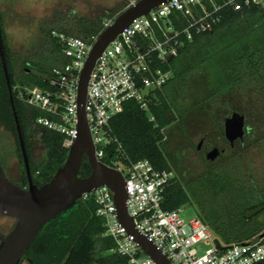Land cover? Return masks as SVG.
<instances>
[{
    "label": "trees",
    "instance_id": "1",
    "mask_svg": "<svg viewBox=\"0 0 264 264\" xmlns=\"http://www.w3.org/2000/svg\"><path fill=\"white\" fill-rule=\"evenodd\" d=\"M176 14L181 16L176 26H182V15ZM0 18L33 178L42 186L64 165L70 148L65 144L64 134L36 124L39 116L48 113L28 104L23 96L35 86L56 89L50 81L52 70L69 60L54 32L88 38L105 29L104 17L90 18L71 12L48 19L40 24L38 40L22 63L9 48L1 10ZM156 66L172 68L171 79L149 94V109L142 108L136 100L126 102L124 112L112 120V126L132 160L147 158L158 169L176 170L166 155V131L177 119V113L183 117L188 110L183 99L194 79L202 77L208 88L206 94L209 96L200 100V108L213 107L240 94L244 103L253 105L256 113L264 109V9L252 6L238 12L226 7L222 22L213 31L196 34L194 39L185 42L179 55L169 64L157 61ZM0 128L14 136L23 181L28 184L1 52ZM37 149L44 152L40 159L36 156ZM114 151L115 145H111L106 162ZM92 170L85 156L79 175L87 177ZM226 183L230 181L222 183L214 170L189 181L177 176L167 189L163 205L168 209L194 206L197 215L226 247L234 242L252 240L264 231L263 213L250 211L252 201L247 190ZM96 209L94 198H81L72 208L48 222L28 251L32 264H130L127 257L110 252L115 242L104 236V220L97 215ZM258 264H264V260Z\"/></svg>",
    "mask_w": 264,
    "mask_h": 264
},
{
    "label": "built area",
    "instance_id": "2",
    "mask_svg": "<svg viewBox=\"0 0 264 264\" xmlns=\"http://www.w3.org/2000/svg\"><path fill=\"white\" fill-rule=\"evenodd\" d=\"M228 6L238 12L252 6L264 9V0H168L135 19L106 47L88 86L86 111L96 157L124 174L127 207L136 228L173 264H258L264 260V238L255 244L253 238L226 247L200 216L187 219L182 214L183 207L165 208L166 192L176 178L175 170L158 169L147 158L132 160L116 135L112 120L124 112L129 100L149 109V94L162 88L173 75L172 68L156 66V62L169 64L187 40L213 31L222 22L223 11ZM177 12L184 21L179 27L176 23L181 16ZM112 22H104L105 28ZM101 33L83 38L54 32L69 60L52 70L50 81L56 89L35 86L23 96L28 104L48 113L39 116L36 124L64 134L69 148L79 134L81 74ZM151 120H155L154 115ZM111 145H115V151L106 162ZM82 198L96 201L97 215L104 220V236L115 242L110 252L127 257L130 264H158L120 221L115 194L109 185L95 187ZM217 239L224 248L218 246Z\"/></svg>",
    "mask_w": 264,
    "mask_h": 264
},
{
    "label": "water",
    "instance_id": "3",
    "mask_svg": "<svg viewBox=\"0 0 264 264\" xmlns=\"http://www.w3.org/2000/svg\"><path fill=\"white\" fill-rule=\"evenodd\" d=\"M168 0H137L106 27L95 42L81 74L78 91L79 134L69 151L68 158L53 178L42 186L34 182L25 131L15 93L13 75L8 59L7 48L0 18V52L9 87L11 104L15 116L18 139L29 180L28 187H21L5 173L0 163V217L16 219L14 228L1 235L0 264H23L31 260L28 251L44 226L52 219L72 208L84 193L103 184L109 185L115 194L119 219L135 240L153 257L158 264L173 262L154 243L150 242L135 226L127 207L128 193L124 174L96 157L86 103L88 86L95 64L106 47L135 19L146 15L153 8ZM244 118L235 114L227 120L226 132L230 140L243 134ZM85 156L92 165V173L87 177L79 175ZM264 238V232L252 240V244ZM219 247L224 248L219 239Z\"/></svg>",
    "mask_w": 264,
    "mask_h": 264
},
{
    "label": "flooded vegetation",
    "instance_id": "4",
    "mask_svg": "<svg viewBox=\"0 0 264 264\" xmlns=\"http://www.w3.org/2000/svg\"><path fill=\"white\" fill-rule=\"evenodd\" d=\"M240 96L234 94L230 101H221L213 107L197 108V114L193 118L190 115V106H187L188 110L183 117L177 113L178 117L170 125V129L178 131L176 133L180 137L181 146L178 144L177 148L181 149L174 152L168 145L167 136L166 155L176 167V177L179 176L184 181L205 176L209 171L214 170L222 183L228 180L230 183H226L227 185L237 189L244 188L251 197L250 211L261 212L264 218V109L256 113L253 105L244 103ZM235 114L244 118L243 134L230 140L226 132V123ZM194 136L199 137L198 142H194ZM189 147H195L198 154V159L192 164L186 162L189 158L187 157ZM181 162L185 163L183 174L180 170ZM196 163L201 167L198 174L192 175L194 170L192 167ZM3 167L6 175L13 182L21 187L29 186V182L25 184L23 181V171L20 180H16L10 175L7 166L3 165ZM5 217L7 216L0 218ZM15 224L16 219L11 225L0 223V234L7 235ZM25 262L32 264L31 260Z\"/></svg>",
    "mask_w": 264,
    "mask_h": 264
},
{
    "label": "rangeland",
    "instance_id": "5",
    "mask_svg": "<svg viewBox=\"0 0 264 264\" xmlns=\"http://www.w3.org/2000/svg\"><path fill=\"white\" fill-rule=\"evenodd\" d=\"M136 1L137 0H0V10L3 14V23L9 48L15 54V57L19 59L20 63H22L29 49L32 48L38 40L40 24L48 19L58 15L63 16L71 12H77L90 18L102 16L104 17V22H109L116 18L123 7L127 5L130 6ZM204 82L205 80L202 77L194 79L189 88V92L186 94V98L183 99L184 104L191 108L190 115L192 118L196 116V111H198L197 108H200V100L209 96V94H206L207 84L205 85ZM176 132L178 131L171 130L170 128L166 131L168 145L174 152H178V150L181 149L177 148L178 144L181 146V143H179L181 140ZM198 140L199 137L196 136L194 142H198ZM43 153L42 149H37V158L40 159L44 155ZM187 157H189L188 160L186 161V159H184V161L191 162V164L194 160L198 159L195 147H189ZM181 160L183 161L182 158ZM0 162L7 166L10 175L14 179L20 180L22 175V163L18 155L16 141L12 133L3 128H0ZM200 167V164H193L192 168H194V170H192V175L198 174ZM180 170L182 174L185 172L184 162H181ZM197 213L194 206H183L182 214L187 219H191L196 216ZM3 222L6 225H11L15 223V219L8 217L0 218V223ZM24 264L29 263L24 262Z\"/></svg>",
    "mask_w": 264,
    "mask_h": 264
}]
</instances>
